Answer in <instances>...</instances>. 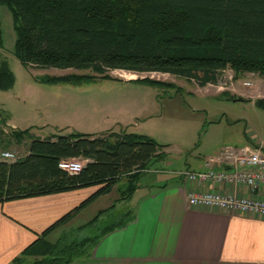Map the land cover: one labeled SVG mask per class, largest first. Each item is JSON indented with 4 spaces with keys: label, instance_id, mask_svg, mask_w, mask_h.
Instances as JSON below:
<instances>
[{
    "label": "trees",
    "instance_id": "16d2710c",
    "mask_svg": "<svg viewBox=\"0 0 264 264\" xmlns=\"http://www.w3.org/2000/svg\"><path fill=\"white\" fill-rule=\"evenodd\" d=\"M0 6L12 15L14 55L31 70L90 71L104 80L116 71L167 75L200 89L218 86L226 71L233 80L243 75L264 80V0H0ZM83 78L93 79L53 80ZM13 85L8 64L0 60V91ZM257 104L264 109V101ZM26 141L27 156L11 163L0 160V204L96 191L39 235L13 264L27 259H33L31 264H71L83 256L96 245V237L69 241L61 236L54 243L47 238L121 182L126 185L122 199L128 200L150 165L163 159L152 140L124 131L41 140L28 132L11 130L7 136L0 130V152ZM73 159L85 163L76 175L60 168ZM131 221L103 230L101 237Z\"/></svg>",
    "mask_w": 264,
    "mask_h": 264
},
{
    "label": "rangeland",
    "instance_id": "374dc122",
    "mask_svg": "<svg viewBox=\"0 0 264 264\" xmlns=\"http://www.w3.org/2000/svg\"><path fill=\"white\" fill-rule=\"evenodd\" d=\"M0 33V60L8 64L14 76L13 87L0 91V130L7 136L11 130L2 124L8 122L32 138L73 133L94 136L129 128L130 133L152 140L163 157L162 162L149 167L148 173L156 174L142 176L139 185L154 176L172 178L175 172L194 169L205 160L217 158L225 146L264 144V109L257 104L264 101V80L256 75L233 80V74L226 71L218 86L200 89L167 75L116 71L109 72L110 78L104 80L90 71L31 70L14 55L13 19L4 6H0ZM68 76L93 79L53 80ZM144 79L159 84L131 82ZM219 120L222 125L233 124L230 128H208ZM25 151L23 144L10 146L0 154L9 152L20 159ZM122 187H126L124 182L117 184L107 198L87 207L69 229L67 239L78 241L83 236H96L120 220H129L123 216L129 204L120 201ZM110 205H115V209H105ZM97 210L106 211L96 222L87 224L98 216Z\"/></svg>",
    "mask_w": 264,
    "mask_h": 264
},
{
    "label": "crops",
    "instance_id": "0c3cea01",
    "mask_svg": "<svg viewBox=\"0 0 264 264\" xmlns=\"http://www.w3.org/2000/svg\"><path fill=\"white\" fill-rule=\"evenodd\" d=\"M231 124L226 122L222 125L219 120L216 124L210 123L208 128H230ZM4 128L15 130L9 122ZM121 131L130 133L129 128L120 127ZM108 132L111 131L102 134ZM37 138L46 139L42 136ZM29 143H24L26 151L20 159L27 156ZM243 147L264 153V144L252 142L251 146H239ZM226 148L229 146L222 147L219 152ZM209 160L194 169L175 172L172 178L154 176L137 184L136 191L128 200L120 199L129 204L125 214H129L132 221L103 237L102 232L92 237L83 236L78 241L95 237L98 241L71 264H264L263 219L189 207L188 194L193 188L207 193L246 194V191L222 189L213 184L192 187L177 176L184 171L201 172ZM211 167L216 169V165ZM95 191L96 188H88L0 204V264H13L14 259L19 258L39 235ZM109 195L97 199L89 208ZM260 197L264 199V188L260 190ZM88 209L51 234L48 241L54 243L61 236H67L71 226ZM105 209H115V205ZM97 211L99 219L106 210ZM32 261L27 259L22 264H31Z\"/></svg>",
    "mask_w": 264,
    "mask_h": 264
},
{
    "label": "built area",
    "instance_id": "2783aa9c",
    "mask_svg": "<svg viewBox=\"0 0 264 264\" xmlns=\"http://www.w3.org/2000/svg\"><path fill=\"white\" fill-rule=\"evenodd\" d=\"M0 160L15 162L17 159L12 153L4 152L0 154ZM84 164L79 159H73L62 162L60 168L76 175L82 171ZM213 165L216 169L211 167ZM177 176L192 187L213 184L222 189L246 191V194L207 193L193 188L188 194L189 207L264 220V199L260 197V190L264 188V153L249 147L226 148L217 159L207 162L205 170L184 171Z\"/></svg>",
    "mask_w": 264,
    "mask_h": 264
},
{
    "label": "water",
    "instance_id": "95a60500",
    "mask_svg": "<svg viewBox=\"0 0 264 264\" xmlns=\"http://www.w3.org/2000/svg\"><path fill=\"white\" fill-rule=\"evenodd\" d=\"M237 101H238V102H243V101H242V100H240V99H239V100H237Z\"/></svg>",
    "mask_w": 264,
    "mask_h": 264
}]
</instances>
